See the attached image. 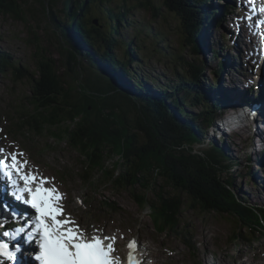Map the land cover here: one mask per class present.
<instances>
[{
    "label": "trees",
    "instance_id": "1",
    "mask_svg": "<svg viewBox=\"0 0 264 264\" xmlns=\"http://www.w3.org/2000/svg\"><path fill=\"white\" fill-rule=\"evenodd\" d=\"M37 1L42 10L47 8L49 25L58 28L54 33L63 71L59 73L56 61L46 58L38 46L36 74L15 65L0 50V75L9 74L14 82L32 83L33 111L20 115L14 124L17 132L27 125L42 135L66 140L84 157L82 168L89 180L105 169V143H116L123 135L126 152L118 167L109 171L107 184L114 190L130 191L136 205L148 211L155 231L180 234L179 217L188 207L233 218L238 228L232 237L240 243L264 236V209L234 193L229 172L238 167V161L215 142L207 150H194L207 126L209 129L207 124L228 106L224 95L216 90L215 80L204 87L205 61L186 62L179 82L171 87L160 85L157 94L142 81L147 74H139L132 66L141 63L137 35L123 46L117 41L121 25H129L127 0H63L64 23L49 10L57 0ZM117 2L122 4L115 6ZM163 2L165 9L179 16L188 28L185 45L198 57L199 34L218 9L211 7L212 0ZM135 6L150 10L155 18L159 14L151 0H141ZM0 13L25 20L24 10L12 0L0 3ZM119 49L122 56L117 55ZM221 63L219 72L224 70ZM194 107L201 110L187 111ZM164 186L175 193L164 191ZM136 188L143 193L138 194ZM147 192L152 193L151 198H146ZM185 245L190 248L188 242Z\"/></svg>",
    "mask_w": 264,
    "mask_h": 264
},
{
    "label": "rangeland",
    "instance_id": "2",
    "mask_svg": "<svg viewBox=\"0 0 264 264\" xmlns=\"http://www.w3.org/2000/svg\"><path fill=\"white\" fill-rule=\"evenodd\" d=\"M5 1L11 0H0V3ZM12 1L24 10L25 20H15L0 13V50L6 52L15 65H21L30 73L36 74L38 46L46 58L56 61L57 69L61 73L63 66L60 65L57 34L54 33L58 28L49 25L47 8L42 10L37 0ZM140 1L127 0L126 7H130V10L126 13V19L129 25L127 28L121 25L119 28L121 37L117 41L123 46L131 40L134 41L137 35L136 38L142 47L139 53L141 63L132 66L139 74L146 73V81L156 90L160 85L171 87L173 82L178 83L179 76L185 74L186 62L205 61L212 69L216 68L220 65L219 58L210 55L213 51L220 52L233 61L235 52L229 49L232 43L227 41L226 46L219 47V28H214L216 33L213 38L216 45L213 51L207 53L206 50L205 56L197 57L194 49L185 45L188 28L184 26L179 16L165 9L163 0H151L159 8L156 18L152 16L150 10L136 8L135 5ZM216 3L222 5L223 2ZM63 4V0H57L54 7L49 10H52L57 20L64 23L66 19L65 12L62 11ZM121 4L122 2H117L115 6L119 7ZM116 52L118 56H122V49ZM235 59L238 60V56ZM222 73L223 71L220 76ZM10 77L9 74L0 75L1 143L9 148L15 147L17 143L27 152L26 156L30 163L39 167L45 175L55 178V182L60 184L67 195L66 206L69 212L91 233L102 229L105 234L118 233L121 237L134 239L143 247V256H148V260L156 264H264V236L260 235V239L251 243L247 240L241 243L234 240L232 236L237 231V222L229 216L201 213L185 207L179 217L180 234L155 231L148 211L136 205L130 191L114 190L107 184L109 171L118 167L122 153L126 152L123 135L116 143L111 141L105 143V169L95 172L96 175L89 180L82 168L84 157L73 150L66 140L54 138L49 134L42 135L27 125H23L20 132H17L14 124L20 115L33 111L30 103L32 83L28 80L14 82ZM152 77H155L156 81H152ZM211 79L206 75L205 82H211ZM204 87L207 88V84L204 83ZM200 110V107L187 109L190 112ZM129 118L132 116L129 115ZM158 124L160 126L161 123ZM218 135L211 129L206 130L200 144L194 146V150H207L213 142L219 146L223 145L227 154L239 164L229 172V176L233 178L235 195L248 203L251 202L250 204L261 206L262 203H256L255 198L263 192L258 184L260 181L257 179L253 182V177L250 176L251 173L259 178L264 175V168L254 154L257 146L252 147L251 140L245 138L246 133L237 135L241 136V139L235 136L222 139ZM246 171L250 172L249 176L243 174ZM115 172L117 175L118 169ZM158 182L162 184L161 180ZM135 191L138 194L142 192L140 188H136ZM164 191L175 193L166 186ZM145 194L146 198L152 197L151 192ZM183 200L185 202L186 197H183ZM187 242L190 248L185 245Z\"/></svg>",
    "mask_w": 264,
    "mask_h": 264
},
{
    "label": "snow or ice",
    "instance_id": "3",
    "mask_svg": "<svg viewBox=\"0 0 264 264\" xmlns=\"http://www.w3.org/2000/svg\"><path fill=\"white\" fill-rule=\"evenodd\" d=\"M11 168L17 175L7 169L5 162L0 159V178L7 181L11 189V196L18 202L34 210V215L27 218L15 230L3 232L12 241L23 239L24 244H35L39 251L32 255V259L39 264H115L110 258L114 252L112 237L87 236L77 225L70 227L74 221L63 219L62 196L57 189L47 187V180L28 175L17 164V156H11ZM23 181V186H21ZM15 216V214H13ZM136 246V241L129 243V249ZM22 245L16 243L10 247L5 241H0V264L4 261L19 264L18 254L22 252ZM129 264H134L133 257H128Z\"/></svg>",
    "mask_w": 264,
    "mask_h": 264
},
{
    "label": "bare ground",
    "instance_id": "4",
    "mask_svg": "<svg viewBox=\"0 0 264 264\" xmlns=\"http://www.w3.org/2000/svg\"><path fill=\"white\" fill-rule=\"evenodd\" d=\"M214 4H215L214 5L215 9H220V5L216 4V2H214ZM226 22H230L232 24V26L235 27V25L233 24L232 18H230V21L228 18L227 19L222 18V27L223 26L227 27ZM211 29L208 27H205L201 30V32L199 34L198 40H199L201 46H200V53H199L198 57L205 56V51H206L205 50L206 49L205 43H206V40L208 37L206 30H208V33H209V31H211ZM234 29H237V28L235 27ZM220 32L226 33L227 28H226V31L220 30ZM215 33H216L215 31H214V33L213 32L211 33L213 37H214ZM227 33H229V32H227ZM218 36H219V34H218ZM228 38H229L230 43H234V41H237L240 39V38H237L235 40L236 36H232V35H230V37L228 36ZM253 40H254V38H253ZM218 43H219V47H221L222 44L224 45V43L227 44V42H225V41L222 42V44L220 42H218ZM215 45H216L215 42H213V43L208 42L209 51L212 52L213 48H215ZM229 49L233 50V47L230 46ZM213 52L215 54V57L217 56V58H219V64L222 62L221 63L222 67H224L222 75L220 76L218 74V75H216V78L214 79L217 82L216 90L220 91V95H222V94L224 95L225 101H228V103H230V104L233 103V104L228 105L227 108H225V109H222L219 112L216 120L215 121L213 120L212 123H208L207 125H209V129L216 132V134H219L218 136H220V138H222V139L223 138H226V139L234 138V136L237 139H239V138L241 139V136H237V135H239L241 133H243V134L246 133L245 138L251 140L252 147L255 145L257 146L256 152H254V154L257 157L258 161L260 162L261 167L264 168V92L261 91L264 88V86H262L260 84H258L256 87L249 86L246 84L245 78H240L238 76L232 75L231 70H233V68H234V63L236 61L235 57L237 56V53L235 51H234L235 56L233 57V61H230L227 57H224V55H221L220 52H217V51H213ZM245 52H246V56L250 59H253L256 56L255 55V48H254V45L252 42L251 33L248 35V41H247V44L245 46ZM253 77H255V76L248 75V81H251V79ZM241 80H242L244 85L241 84ZM142 81H145V79H142ZM158 92L160 93L159 90H158ZM256 92H261V93L256 94ZM252 102H255V104H258L259 106L255 107V105H251ZM249 136H251V137H249ZM231 146H233L232 143H231ZM31 172L35 176H36V174H38L34 171H31ZM33 174H31V175H33ZM247 174H249V173H247ZM247 174L244 173V175H247ZM263 174H264V172H263ZM251 176L253 177L252 178L253 182H255L257 179H258V181H260L259 183L258 182H256V183L259 184V186L262 188L263 192L261 193V195H258V197H255V198H257L256 203L257 202L262 203V205L259 203L258 204L261 205L260 207L264 208V175L262 176V178H259V177H254L253 173H251ZM253 194L255 195L256 192H254ZM9 201L11 202V204H13V201L11 199H9ZM254 206H256V205H254ZM76 222H78V221L74 217V223L73 224H77ZM7 238L8 237L3 236V241H6ZM115 241L119 242L118 237L109 243H112L113 246L115 247V244H116ZM132 241H134V240H132ZM132 241H130V242H132ZM142 248L143 247L139 244V242H136V246L131 250L134 251L133 252L134 254L138 255L140 258H143V249ZM128 250L130 251L129 248H128ZM130 252H126V253H130ZM116 260H118V259H116ZM202 261H203V259H202ZM212 263H214V262H212ZM206 264H211V263H206Z\"/></svg>",
    "mask_w": 264,
    "mask_h": 264
},
{
    "label": "water",
    "instance_id": "5",
    "mask_svg": "<svg viewBox=\"0 0 264 264\" xmlns=\"http://www.w3.org/2000/svg\"><path fill=\"white\" fill-rule=\"evenodd\" d=\"M94 24L97 25V21L96 20H94Z\"/></svg>",
    "mask_w": 264,
    "mask_h": 264
}]
</instances>
